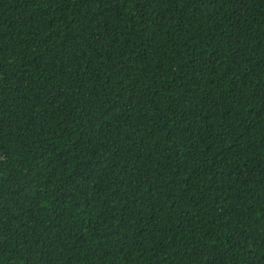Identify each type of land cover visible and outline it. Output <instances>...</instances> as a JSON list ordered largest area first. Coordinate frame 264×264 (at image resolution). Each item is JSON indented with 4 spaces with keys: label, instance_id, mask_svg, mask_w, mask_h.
Wrapping results in <instances>:
<instances>
[{
    "label": "trees",
    "instance_id": "obj_1",
    "mask_svg": "<svg viewBox=\"0 0 264 264\" xmlns=\"http://www.w3.org/2000/svg\"><path fill=\"white\" fill-rule=\"evenodd\" d=\"M0 264H264V0H0Z\"/></svg>",
    "mask_w": 264,
    "mask_h": 264
}]
</instances>
